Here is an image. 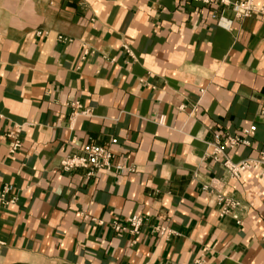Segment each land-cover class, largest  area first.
Returning <instances> with one entry per match:
<instances>
[{"label":"crops","instance_id":"1","mask_svg":"<svg viewBox=\"0 0 264 264\" xmlns=\"http://www.w3.org/2000/svg\"><path fill=\"white\" fill-rule=\"evenodd\" d=\"M235 1L0 0V264H264V17ZM88 143L111 170L63 169Z\"/></svg>","mask_w":264,"mask_h":264},{"label":"built area","instance_id":"2","mask_svg":"<svg viewBox=\"0 0 264 264\" xmlns=\"http://www.w3.org/2000/svg\"><path fill=\"white\" fill-rule=\"evenodd\" d=\"M201 2L203 4L210 5L215 2H222L224 4H231L229 0H192ZM236 15L240 18L250 17L254 13H260L264 17V5L257 7L254 0H243L235 1L232 3ZM261 113L264 114V100L261 103ZM256 132V127L252 126L245 131L244 135H229L224 144L220 142L214 149V156L218 159L219 155L225 154L227 148H236L238 146H250L251 137ZM20 129L17 128L9 133V136L13 139L10 145V152L14 153L18 148L22 146V141L19 138ZM219 137L217 136V139ZM117 139H112V143H116ZM115 153L109 147H103L94 143L86 144L82 149V154L66 156L61 161V166L65 170H71L77 167L91 168V169H105L110 171L112 168V159ZM254 162L252 160H243L238 163H234L230 158H226L224 161L225 167L229 170L232 177L240 178L241 173L253 166ZM118 168L123 169V165H119ZM89 176L93 175V172L88 173ZM221 181L219 179H213L212 182L208 183L206 188L219 189ZM7 189L6 191H8ZM222 200L223 197L220 196ZM229 205H237V203L231 202ZM227 212V210H225ZM143 224V219L141 215H133L129 219V228L132 232L138 233Z\"/></svg>","mask_w":264,"mask_h":264}]
</instances>
